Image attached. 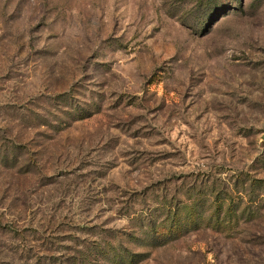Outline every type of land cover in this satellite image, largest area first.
Masks as SVG:
<instances>
[{"label":"rangeland","instance_id":"obj_1","mask_svg":"<svg viewBox=\"0 0 264 264\" xmlns=\"http://www.w3.org/2000/svg\"><path fill=\"white\" fill-rule=\"evenodd\" d=\"M251 180L264 0H0V264H264ZM199 193L234 217L154 246Z\"/></svg>","mask_w":264,"mask_h":264},{"label":"trees","instance_id":"obj_2","mask_svg":"<svg viewBox=\"0 0 264 264\" xmlns=\"http://www.w3.org/2000/svg\"><path fill=\"white\" fill-rule=\"evenodd\" d=\"M250 187H252L251 192L253 195L256 190H264V185H262L261 181L251 180ZM199 194L203 195V198L199 196L198 199L194 200V203L190 205L185 203L161 205V211L165 215L164 220L158 226H152L149 224V240L154 246L167 245L181 238L185 234L197 231L202 227L212 226L213 228H216L222 226L227 217L229 219L234 217L235 208H233V206H235V204L232 200H230L227 208L224 209V198H222L219 193L215 194L213 201L209 204L207 202L208 195L205 193ZM225 197L227 196L225 195ZM253 203H256L255 199ZM211 208L213 209L211 210ZM207 213L209 214L207 215ZM220 215H222L221 219ZM100 250L99 255L106 258L109 257V254H104V252H102L103 249ZM126 258H129V256ZM132 258L133 257L129 259V262L132 261ZM120 260L122 259L116 261L113 259L115 264H122L124 262V260Z\"/></svg>","mask_w":264,"mask_h":264}]
</instances>
